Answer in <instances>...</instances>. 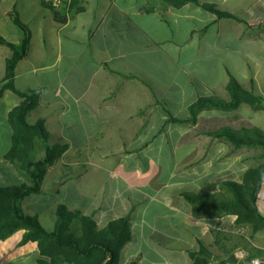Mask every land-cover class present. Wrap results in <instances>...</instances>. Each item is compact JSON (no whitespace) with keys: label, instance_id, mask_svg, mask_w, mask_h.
<instances>
[{"label":"crops","instance_id":"0c3cea01","mask_svg":"<svg viewBox=\"0 0 264 264\" xmlns=\"http://www.w3.org/2000/svg\"><path fill=\"white\" fill-rule=\"evenodd\" d=\"M71 2L62 7L69 20L61 25L45 0H0V35L26 48L13 81L20 91L37 94L28 121L43 123L47 146L67 147L48 167L41 194L26 199L44 194L50 176L53 193L62 197L50 207L56 216L65 204L93 217L100 229L130 217L133 240L123 249L121 264H193L190 253L199 252L200 244L209 264L231 256L237 264L250 256L264 261V231L253 233L232 215H196L184 198L189 192L221 193L223 183H242L245 173L264 161L261 148L234 150L206 135L223 128L264 132V109L244 104L233 113L205 112L196 125L168 122V114L185 119L199 97L228 100L230 73L264 97V0H200L244 22L220 19L194 4L174 9L157 0ZM168 27L176 38L152 34ZM13 53L0 45V186L28 183L25 172L6 159L13 144L9 115L24 101L5 87ZM159 140L180 156V173L171 181L179 188L165 195L158 187L161 171L129 167L138 150L99 152L103 146L150 149ZM43 142L38 141L37 161L46 156ZM89 147H98V153L87 152ZM71 186L76 198H63ZM258 205L264 215V185ZM161 207L172 215L161 216ZM24 234L0 242V264H38L39 246H21Z\"/></svg>","mask_w":264,"mask_h":264},{"label":"trees","instance_id":"16d2710c","mask_svg":"<svg viewBox=\"0 0 264 264\" xmlns=\"http://www.w3.org/2000/svg\"><path fill=\"white\" fill-rule=\"evenodd\" d=\"M167 8L182 9L188 4L201 6L206 11L216 14L220 19L230 18L244 22L240 17L219 10L215 5L202 4L200 0H157ZM72 7L74 2L72 1ZM65 4H70L66 2ZM57 23L64 25L69 20L63 9H55L47 4ZM19 26L25 29L19 21ZM0 45L9 46L13 56L7 63L6 89L24 99L23 103L13 109L9 115V124L13 131V144L6 159L25 172L28 183L13 186H0V242L8 240L18 232L24 231L21 246L37 243L40 251L38 264H121L122 251L133 240L130 217L111 221L100 229L93 217L86 216L79 210H70L62 204L57 210V224L54 231H49L38 216L27 214L23 208L26 198L41 194L42 182L48 167L62 156L66 146H47L49 134L43 123L31 125L28 121L30 113L37 107L36 93L20 91L13 81L18 63L25 57L26 48L18 47L0 35ZM229 99L214 94L199 97L188 108L185 119H177L168 115V122L196 125L199 117L205 112L219 111L233 113L246 104L259 111L264 109V97L246 90L240 80L230 73L227 86ZM214 139L225 140L234 150L241 148H261L264 152V132L259 128L235 130L223 128L215 133L206 134ZM44 140L46 156L37 161L38 141ZM264 160V153H263ZM264 185V161L249 169L242 183L225 182L221 185V193L215 195H197L185 193L184 198L193 206L196 215L212 216L232 215L237 217L238 225H249L253 233L264 231V215L258 205L259 195ZM197 253H190L193 264H209L208 250L201 246ZM255 256L247 257L241 264H251ZM262 260V259H261ZM263 261V260H262ZM237 264L238 260L231 256L223 264Z\"/></svg>","mask_w":264,"mask_h":264},{"label":"rangeland","instance_id":"374dc122","mask_svg":"<svg viewBox=\"0 0 264 264\" xmlns=\"http://www.w3.org/2000/svg\"><path fill=\"white\" fill-rule=\"evenodd\" d=\"M159 30L160 29L152 31V34H156V36H161V38H176L175 31H173V29H171L170 27L162 28L161 31ZM180 34L181 33H179V36ZM184 36L185 34L183 33L182 38ZM172 110L173 108L168 109V112L172 113ZM97 148L98 147H89L87 152L93 151L95 153H98ZM128 148L138 150L135 152V154L130 155V158L128 161L130 168L140 167L142 170H145V171H149L153 169L161 171L160 178L158 179L159 181L158 187L163 191L164 195L165 193L171 191V189L179 188V186L175 185V182L177 181L172 182L173 184L171 183L172 177L175 176V174L178 175L180 173V172L178 173L179 168L177 167V165L180 162V156L175 154L176 147L172 146L167 140L165 144H162V142H160L159 140L155 144H153L150 147V149H147V147H141V146L140 147L139 146H134V147L103 146V147H99V152L100 153H106V152L111 153V152L116 151L117 152L116 154L118 155L121 153L120 152L121 149L126 150ZM9 184L12 185L14 183L10 182ZM18 184H20V182H18ZM167 184H168V188H166ZM170 184H172L173 186H169ZM52 190H53V187H50V176H49V178L46 179L45 184H44V194L35 196L34 198H31V199L30 198L26 199L24 202V208L31 214H39L42 223L50 231L55 230V226L57 224L56 212L54 209L50 210V207L54 206L58 198H62L60 197V195L54 194ZM66 195H70L69 197L70 199L76 198L75 189L73 188V186H71L67 190V193L63 195V198ZM175 204H176L175 206L180 207L178 203L175 202ZM66 206L70 208V206L68 205ZM157 211L159 212L161 216L172 215V212H170L166 207H161ZM176 220H178V218H176ZM245 259L246 258H243V260Z\"/></svg>","mask_w":264,"mask_h":264},{"label":"built area","instance_id":"2783aa9c","mask_svg":"<svg viewBox=\"0 0 264 264\" xmlns=\"http://www.w3.org/2000/svg\"><path fill=\"white\" fill-rule=\"evenodd\" d=\"M45 2L52 5L55 9H60L66 2H71V0H45ZM251 264H264V261L261 259H254Z\"/></svg>","mask_w":264,"mask_h":264}]
</instances>
